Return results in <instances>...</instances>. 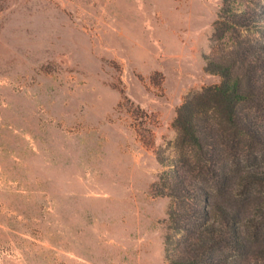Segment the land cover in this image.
Listing matches in <instances>:
<instances>
[{"label":"rangeland","instance_id":"1","mask_svg":"<svg viewBox=\"0 0 264 264\" xmlns=\"http://www.w3.org/2000/svg\"><path fill=\"white\" fill-rule=\"evenodd\" d=\"M222 6L0 0V264H170L173 200L154 184L159 156L177 157V110L221 81L205 70L214 44L264 43L241 27L214 43ZM240 167L263 172L264 149ZM215 193L246 219L264 208L261 183Z\"/></svg>","mask_w":264,"mask_h":264},{"label":"trees","instance_id":"2","mask_svg":"<svg viewBox=\"0 0 264 264\" xmlns=\"http://www.w3.org/2000/svg\"><path fill=\"white\" fill-rule=\"evenodd\" d=\"M234 3L223 0L212 41L236 27L260 29L264 37V11ZM214 47L205 56V70L221 81L179 106L177 157L159 156L164 169L154 188L173 200L166 218V259L170 264H264V246L252 249L263 240L264 208L246 219L240 207L215 193L264 184V171L240 173L243 153L264 149V43L235 41L221 54Z\"/></svg>","mask_w":264,"mask_h":264}]
</instances>
